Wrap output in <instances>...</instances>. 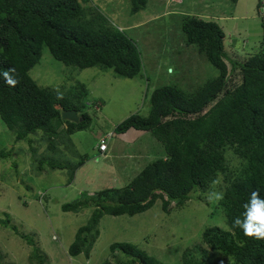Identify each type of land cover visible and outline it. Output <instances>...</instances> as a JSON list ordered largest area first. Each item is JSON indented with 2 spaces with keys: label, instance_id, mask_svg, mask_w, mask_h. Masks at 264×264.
Listing matches in <instances>:
<instances>
[{
  "label": "trees",
  "instance_id": "1",
  "mask_svg": "<svg viewBox=\"0 0 264 264\" xmlns=\"http://www.w3.org/2000/svg\"><path fill=\"white\" fill-rule=\"evenodd\" d=\"M146 2L131 0V11L137 12ZM89 7L78 0H0V119L13 131L15 140L30 144L31 151H35L31 136L40 130L41 139L46 137L49 147L56 150L58 138L90 123L88 108L95 106L86 104L84 84L64 91L41 86L33 79L30 70L40 62L45 47L56 60L79 69H111L114 75L127 78L141 71L135 40L95 6ZM182 15L181 39L187 47L195 45L218 74L191 92L176 84L155 87L146 114L133 113L115 126L117 134L131 128L150 132L165 154L148 162L123 187L83 194L61 205L63 211L92 208L87 223L77 229L67 249L70 256H88L104 214L131 216L148 210L157 200L162 210L169 212L174 204L184 205L194 192L210 190L212 180L222 176L224 199L219 205L207 202L206 216L217 220L220 212L223 225L206 226L201 233L205 245L185 250L182 264H208L210 252L216 258H227L214 264H264V240L247 237L241 228L232 227L236 217L243 219V205L253 191L264 199V46L242 59L230 56L224 48V31L216 21ZM242 39L231 43L244 46ZM236 76L238 80L233 81ZM66 109H75L82 119L77 123L62 119L61 112ZM228 150L237 162L230 160ZM9 154L10 150L0 149V159ZM43 164L63 166L40 158L37 170ZM9 221L0 218L2 226L10 227L31 245L29 258L47 264L48 258L42 257L33 236L20 232ZM110 249L121 251L129 264H164L131 242H114ZM103 264H108L107 260Z\"/></svg>",
  "mask_w": 264,
  "mask_h": 264
},
{
  "label": "rangeland",
  "instance_id": "2",
  "mask_svg": "<svg viewBox=\"0 0 264 264\" xmlns=\"http://www.w3.org/2000/svg\"><path fill=\"white\" fill-rule=\"evenodd\" d=\"M79 1L87 9L95 6L135 40L141 71L127 78L114 75L111 69H79L56 60L48 48L43 49L40 62L30 70L33 79L41 86L64 91L84 84L88 90L84 100L95 106L88 108L90 123L58 138L56 150L49 147L46 137L41 139L40 130L31 136L35 146L31 151L30 144L15 140L13 131L0 119V149L10 150L6 158L0 159V218H9L20 232L33 236L42 257L48 258L47 264H103L105 260L108 264H129L121 251L110 249L114 242L134 243L164 264H182L185 250L205 245L201 233L206 226L223 225L220 212L219 219H207L209 201L205 193L209 189L194 192L181 207L172 202L169 212L162 210L157 200L148 210L131 216L104 214L87 257L84 253L70 256L67 249L77 229L87 223L92 208L63 211L61 205L83 194L123 187L148 162L165 154L163 145L148 131L131 128L124 133L114 132L129 115L148 112L155 87L176 84L191 92L218 74L195 45L187 47L181 39L182 14L216 21L224 31L227 54L242 59L262 46L261 14L256 11L259 0H147L135 13L131 11V0ZM241 39L245 47L237 41L229 45ZM102 135L109 147L104 154L97 150ZM231 154L228 150L227 155ZM233 157L230 160L237 162ZM40 158L63 166L50 168L43 164L37 170ZM31 252V245L0 224V264H39L36 258H29ZM210 255L208 264L227 259L216 258L213 252Z\"/></svg>",
  "mask_w": 264,
  "mask_h": 264
},
{
  "label": "clouds",
  "instance_id": "3",
  "mask_svg": "<svg viewBox=\"0 0 264 264\" xmlns=\"http://www.w3.org/2000/svg\"><path fill=\"white\" fill-rule=\"evenodd\" d=\"M260 1L261 0H259L257 3V14H259ZM195 16L199 18L201 17L198 15ZM259 19L262 21L261 16L259 17ZM263 46H264V40L261 47L263 48ZM8 83L13 84L14 81L9 80ZM57 98L58 99L62 98V94L59 93L58 90H57ZM107 134L109 135V133ZM101 137H103V135L100 136V138ZM98 151L101 154H104L106 150L103 152L100 150ZM211 183L213 187L205 193V199H207L210 204L219 205L220 202L224 199V195H225L224 191L220 188V185L223 183V177L222 176L216 177L212 180ZM243 207L245 209V212L243 213V219H241L240 217H236L233 220L232 227L241 228L244 235L247 237L254 238L257 240H264V199L260 198L258 191H253L250 195L249 201L245 203Z\"/></svg>",
  "mask_w": 264,
  "mask_h": 264
},
{
  "label": "water",
  "instance_id": "4",
  "mask_svg": "<svg viewBox=\"0 0 264 264\" xmlns=\"http://www.w3.org/2000/svg\"><path fill=\"white\" fill-rule=\"evenodd\" d=\"M61 117L64 120H69L73 122H79L82 118L77 115V112L75 109H66L62 110Z\"/></svg>",
  "mask_w": 264,
  "mask_h": 264
},
{
  "label": "built area",
  "instance_id": "5",
  "mask_svg": "<svg viewBox=\"0 0 264 264\" xmlns=\"http://www.w3.org/2000/svg\"><path fill=\"white\" fill-rule=\"evenodd\" d=\"M259 14H261V17L264 19V0L260 1V7H259ZM107 138L101 137L100 142L97 144V148L100 151H105L107 149Z\"/></svg>",
  "mask_w": 264,
  "mask_h": 264
},
{
  "label": "crops",
  "instance_id": "6",
  "mask_svg": "<svg viewBox=\"0 0 264 264\" xmlns=\"http://www.w3.org/2000/svg\"><path fill=\"white\" fill-rule=\"evenodd\" d=\"M79 1V0H78ZM80 2V1H79ZM168 2V1H167ZM81 3V2H80ZM82 4V3H81ZM168 4V3H167ZM84 6V5H83ZM84 7H86V6H84ZM256 11H257V9H256ZM200 16V15H199ZM203 19H205V18H203ZM214 21V20H213ZM220 25V24H219ZM122 28V27H121ZM123 29V28H122ZM229 45H233V43H231V41L229 42ZM97 108V110H98V107H96ZM109 150V147L107 148V150L104 152V153H107V151ZM133 157V156H132ZM135 157V156H134ZM133 160V159H132Z\"/></svg>",
  "mask_w": 264,
  "mask_h": 264
}]
</instances>
